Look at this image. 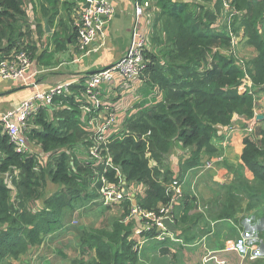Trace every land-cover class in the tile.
I'll return each mask as SVG.
<instances>
[{"label":"trees","instance_id":"trees-1","mask_svg":"<svg viewBox=\"0 0 264 264\" xmlns=\"http://www.w3.org/2000/svg\"><path fill=\"white\" fill-rule=\"evenodd\" d=\"M30 1L36 9L35 0ZM57 1L52 0L54 6ZM226 2L239 15L222 28L223 0H157L161 11L155 26L160 23V29L156 48L147 49L149 63L141 78L156 102L123 121L120 131H111L103 151L104 157H111L109 167L107 158L99 166L84 158L93 135L81 121L79 85L70 87L71 96L55 98L51 109L34 114L22 129L40 153L18 152L10 136L0 134V264L27 254L64 229L67 215L98 196L94 189L101 188L102 178L145 187L144 197L136 198L145 210L168 204L172 182L182 183L189 171L203 166L205 156L218 153V129L231 125L235 115L255 117L257 97L264 90V0ZM39 8L51 24L56 21L57 11L51 13L41 4ZM27 17L26 0H0V63L25 50L39 67H55V55L66 51L69 42L74 44L77 33L56 32L52 47L39 51L34 43L22 41L26 34L21 24ZM231 33H242L241 43L256 52L247 64L253 93L241 90L245 73L228 52ZM176 147L189 151L179 162L177 177L164 165ZM263 160L264 130L259 129L245 141L242 161L264 187ZM123 204L130 211L131 200ZM130 225L118 221L82 232V258L74 264H138Z\"/></svg>","mask_w":264,"mask_h":264},{"label":"crops","instance_id":"crops-1","mask_svg":"<svg viewBox=\"0 0 264 264\" xmlns=\"http://www.w3.org/2000/svg\"><path fill=\"white\" fill-rule=\"evenodd\" d=\"M85 3L77 0H59L54 6L52 0H45L41 5L51 13L57 11L59 14L52 24L49 17L43 15L38 1L36 9L31 4L32 13H28L30 19L27 24L29 30L27 33L24 32L26 36L22 41L26 39L42 51L49 46L52 47L53 43L50 40L52 34L63 29L67 30V34L70 30L76 34L74 20L79 13L77 10ZM114 5L116 17L96 42L95 50L89 56L80 55L76 34V42L74 44L69 42L66 51L55 55V67H39L37 61L33 60L31 74L37 78L38 90H49L59 84L75 81L83 74L88 75L109 68L126 54L136 24L134 3L133 0H114ZM70 6L73 8L72 11ZM53 7H56V10H52ZM41 30H45L42 35L39 34ZM246 47L252 53L250 59L252 60L256 52L253 48ZM131 83L133 90H138V93L131 101L128 99L123 121L156 102L153 91L148 89L143 81ZM36 91V88L24 86L20 80H0V113L16 109ZM127 91L131 93L129 89ZM116 105L119 107L118 102ZM116 113L118 116L122 114ZM255 116L262 118L255 121L254 118L246 119L235 115L232 120L236 129L234 132H227L226 127L219 128L218 153L204 157V164L212 160L216 162L214 168L202 172L203 164L189 171L180 183L183 199L175 206L176 231L172 232V239L167 238L160 242L149 237L136 236L135 232L142 224L138 219H132L130 222L132 240L140 243L138 264H152V261L157 264L158 260L167 258L170 264H218V261H224L226 264H264V187L242 161L245 141L252 138L257 130H264V90L257 97ZM123 118H118L116 122ZM250 125L253 126L254 133L247 130ZM120 130L121 127H117L111 131L116 133ZM30 148L35 153L41 152L34 144H30ZM188 157L187 150L176 147L166 158L164 165L177 177L180 170L179 162ZM45 160L47 162V159ZM166 161L169 164H166ZM51 187L49 185L47 191ZM135 187L139 191L137 195L144 197L145 187L139 185ZM98 198L99 196H96L87 204H92ZM36 206L38 205L33 204V208ZM186 207L188 211L185 214ZM66 222L67 217L65 227ZM252 257H255V260Z\"/></svg>","mask_w":264,"mask_h":264},{"label":"built area","instance_id":"built-area-1","mask_svg":"<svg viewBox=\"0 0 264 264\" xmlns=\"http://www.w3.org/2000/svg\"><path fill=\"white\" fill-rule=\"evenodd\" d=\"M224 1L225 12L229 13V22L231 23L234 16H238L239 12L229 3ZM133 10L135 14L136 24L132 31L131 43L128 51L111 67L98 71L88 76L83 83L80 79L72 82L59 84L49 90H38L39 84L35 75L31 74L33 60L27 53L22 50L14 53L10 60H4L0 63V80L13 81L20 80L24 86L36 88L37 91L33 96L24 100L16 109L0 113V128L4 134H8L14 143L18 152L28 151L30 143L26 137L21 134L23 128L26 127L29 119L39 112L41 109L52 108L55 98L69 95L72 93L70 87L72 85L81 86V93L77 96V100L81 103V121L86 130L92 133V146L88 154L84 156L86 160L99 166L106 160L109 167L111 157L103 156L104 145L109 140V133L116 122V116L112 112L111 104L105 102L103 96L104 90L111 85L120 82H132L142 78L143 73L147 69L148 59L146 56L147 49L150 47L152 34V23L145 20L150 16L151 10L155 7L154 0H133ZM89 4L88 8L85 5ZM116 17V8L114 0H87L80 8L77 18L74 20V29L77 33L78 43L77 49L81 56H89L95 50V44L107 27L114 21ZM231 28L229 27V32ZM154 33V32H153ZM264 34V26L262 27ZM232 46L228 51L236 59L237 64L244 69V77L241 82L242 92H254V85L244 60H241L237 53V44H241L243 34L240 38L231 33ZM239 45V44H238ZM246 63V64H245ZM257 117H254L256 121ZM236 129L233 124L226 127L227 132H234ZM247 130L254 133V128L250 125ZM2 135V132H0ZM1 155V154H0ZM214 160L206 162L203 171L214 168ZM118 170V169H116ZM102 186L100 189H94L98 194L100 202L103 206L122 205L127 199L131 200L129 219H138L142 226L135 232L136 236H143V233H154L152 238L157 241H165L171 238L173 233L166 227L164 221L169 219L171 223L176 225L175 206L183 199L181 184L173 181L168 187V196L171 201L166 205H161L155 211H148L132 200L129 192L125 187L128 186L126 180L120 184H113L106 178H102ZM95 188V187H94ZM139 242L135 244V250L138 251ZM236 251L238 249L235 248ZM216 259V258H215ZM255 260V257H252ZM217 260V259H216ZM218 264H226L224 261H218Z\"/></svg>","mask_w":264,"mask_h":264},{"label":"rangeland","instance_id":"rangeland-1","mask_svg":"<svg viewBox=\"0 0 264 264\" xmlns=\"http://www.w3.org/2000/svg\"><path fill=\"white\" fill-rule=\"evenodd\" d=\"M37 1L39 2V4H42L45 0H35V4H37ZM154 1H155V7L151 10L150 16L147 17L145 20V24L147 22L149 23L153 22L152 25L153 31L151 34L152 40H150L149 43L150 44L149 48L152 50L156 48L154 44V41L156 39L155 38L156 30L160 29V23L157 24V27L155 26L156 17L161 11L160 7L158 6L157 0ZM26 3H27V11L29 10L30 12L28 13L30 14L32 13V10H30V5L32 4V2L30 0H26ZM72 10L73 8L72 6H70V11ZM229 15H230L229 13L225 12V15L223 16L222 20L219 22V25L222 28L225 27L227 24L229 25ZM29 19L30 17L28 16L25 22L21 24V28L23 32L27 33L29 30V26L27 25ZM236 36L240 38V35H236ZM238 44L236 48L239 58L241 60H244L246 63L248 61H251L250 59L252 58V53L248 51L247 47L242 43L241 44L238 43ZM97 72L98 71H96L95 73ZM91 75L93 74H88V75L83 74V76H81L78 79H80V82L83 83L85 81L84 78ZM140 81L142 80L139 79L132 82L138 83ZM120 83L121 84L117 86L116 84L111 85L103 92L105 102L112 104L111 108L113 114L116 116V121L118 118H123L125 116V112H126L125 105L127 104L128 99H130L131 101L132 98L136 96L138 93V90H133V83L126 82L123 80ZM127 89H129L131 93H129ZM77 96H81V95H77ZM117 102L119 103V107L116 105ZM116 112H120V113L122 112V114L118 116ZM123 120L124 118L119 119V122H115L112 127V130H114L117 127H120ZM28 150L31 151V153H33L32 148H29ZM83 155L84 153L81 156L83 157ZM183 160H186V158H184ZM166 164H169V162L167 163L166 161ZM244 182L245 181H242V183ZM136 188L137 187H135V185L133 184L125 187L126 191L130 193L132 200L135 201L136 198H138L137 194L139 193V191ZM129 215H130L129 208H127L124 204L105 207L102 206V203L100 202L99 198L98 200H94L92 204H87L83 207L80 205L76 211L70 213V215L67 216L66 227L63 230L59 231L56 234H51L48 238L44 240L43 244L31 249L27 254L21 255L17 259H11L7 262H4L3 264H74V262L82 258V245H81L82 242L80 239V235L82 232L101 229V228H109L113 223L118 221L130 223L132 220L129 219ZM131 238H133V234ZM152 264H155V262L152 261ZM157 264H170L169 258L165 260L163 259L158 260Z\"/></svg>","mask_w":264,"mask_h":264},{"label":"water","instance_id":"water-1","mask_svg":"<svg viewBox=\"0 0 264 264\" xmlns=\"http://www.w3.org/2000/svg\"><path fill=\"white\" fill-rule=\"evenodd\" d=\"M89 7V4H87L86 6H85V8H88ZM49 31V30H48ZM95 72H91L90 74H94ZM262 118V116H258L257 117V119L259 120V119H261ZM0 124H1V121H0ZM0 132H2V135H4V132H3V130L0 128ZM139 137H141V136H139ZM164 223H165V225H166V227L171 231V232H175L176 231V226H174L172 223H171V221L169 220V219H166L165 221H164Z\"/></svg>","mask_w":264,"mask_h":264},{"label":"clouds","instance_id":"clouds-1","mask_svg":"<svg viewBox=\"0 0 264 264\" xmlns=\"http://www.w3.org/2000/svg\"><path fill=\"white\" fill-rule=\"evenodd\" d=\"M33 150V149H32ZM138 252V251H137Z\"/></svg>","mask_w":264,"mask_h":264}]
</instances>
